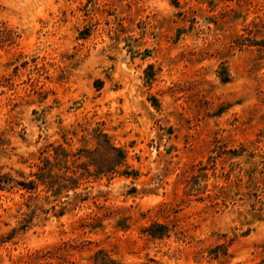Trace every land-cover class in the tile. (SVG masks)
Returning <instances> with one entry per match:
<instances>
[{"label":"rangeland","instance_id":"obj_1","mask_svg":"<svg viewBox=\"0 0 264 264\" xmlns=\"http://www.w3.org/2000/svg\"><path fill=\"white\" fill-rule=\"evenodd\" d=\"M0 179V264H264V0H0Z\"/></svg>","mask_w":264,"mask_h":264},{"label":"trees","instance_id":"obj_2","mask_svg":"<svg viewBox=\"0 0 264 264\" xmlns=\"http://www.w3.org/2000/svg\"><path fill=\"white\" fill-rule=\"evenodd\" d=\"M60 149L63 150L61 147H60ZM110 150L114 153V159H115V163H113L112 166H114L115 168L116 167L118 168V166H122L125 162V155H124L123 151L119 148L114 147V146H110ZM63 152H64V158H65L64 164L67 165L64 168H65V170H69L70 167L68 166V157L70 156V153H68V152L66 153L65 150H63ZM88 163L92 164V166L96 170H98L97 164H93L91 162H88ZM80 164L81 163L78 162V157H76V159H73L72 165H75V166H73V167H75L74 168L75 170H71L72 173L67 172L65 175L66 179L64 178L60 182L55 183L53 185H52L50 179H48V178L54 177V175L51 172V169H50V171L48 170V177L47 178L44 177V175L47 173V171L45 173H39V175H37V176H39V177H37V181L40 185H43L47 189V191H50L51 194L55 195V196L59 194L58 191H60L61 188H64L66 192H68L70 190H74L76 188V185L78 184L77 183V180H78L77 177L78 176H76V173H78V171H76V168ZM82 164L86 165L85 163H82ZM114 167H112V170H114ZM69 181L70 182L74 181V185L71 183H70L71 185H69L68 184ZM0 184H1V186H4L6 184V181L3 179H0ZM30 184H31L32 188H34L35 182H31Z\"/></svg>","mask_w":264,"mask_h":264}]
</instances>
